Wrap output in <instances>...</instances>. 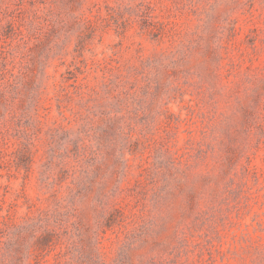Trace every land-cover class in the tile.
<instances>
[{
	"label": "rangeland",
	"instance_id": "rangeland-1",
	"mask_svg": "<svg viewBox=\"0 0 264 264\" xmlns=\"http://www.w3.org/2000/svg\"><path fill=\"white\" fill-rule=\"evenodd\" d=\"M0 264H264V0H0Z\"/></svg>",
	"mask_w": 264,
	"mask_h": 264
},
{
	"label": "trees",
	"instance_id": "trees-1",
	"mask_svg": "<svg viewBox=\"0 0 264 264\" xmlns=\"http://www.w3.org/2000/svg\"><path fill=\"white\" fill-rule=\"evenodd\" d=\"M48 237H49V234H47V235H45L44 237H42V240H40V241H44V242H46V239H48Z\"/></svg>",
	"mask_w": 264,
	"mask_h": 264
}]
</instances>
